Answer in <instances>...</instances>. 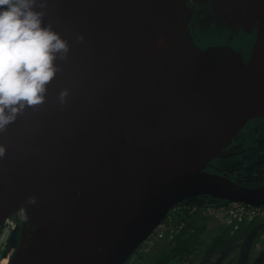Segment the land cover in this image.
<instances>
[{
    "label": "water",
    "instance_id": "water-1",
    "mask_svg": "<svg viewBox=\"0 0 264 264\" xmlns=\"http://www.w3.org/2000/svg\"><path fill=\"white\" fill-rule=\"evenodd\" d=\"M158 0H45V25L71 40L120 14L122 47L89 61H57L60 71L35 112L76 158L73 200L65 214L59 194L37 177L30 158L11 179L0 161V223L19 207L34 227L8 264H125L168 211L187 198L208 196L264 206V184L249 186L205 169L264 104V23H255L252 53L204 45L180 15L164 30ZM189 4V1L187 2ZM189 10V9H188ZM187 67L178 81L153 82V60ZM145 81L135 97L114 96L132 77ZM69 90L61 105L58 94ZM7 131L0 133V143ZM50 137L46 138L47 141ZM56 169L45 180L55 181ZM23 221V231L26 221Z\"/></svg>",
    "mask_w": 264,
    "mask_h": 264
},
{
    "label": "bare ground",
    "instance_id": "bare-ground-1",
    "mask_svg": "<svg viewBox=\"0 0 264 264\" xmlns=\"http://www.w3.org/2000/svg\"><path fill=\"white\" fill-rule=\"evenodd\" d=\"M215 1L228 10V19L232 24L244 30H252L258 21L264 23V0ZM187 2L188 0L157 1L156 17L164 30L173 32L176 29L177 22L175 24L171 22L175 15L177 17L180 15L179 21L183 27L187 26L189 16ZM80 36H83V40L78 39ZM124 39V25L120 14L117 13L75 36L70 42L66 61H89L106 52L119 50ZM180 65L153 60L151 63L153 82L166 86L178 81L187 71V67ZM144 90L145 81L140 76H135L116 88V93L113 95L135 97L142 94ZM48 137L50 138L47 141ZM53 137H55L53 130L45 126L35 110L28 108L17 117L9 130L4 141L6 155L0 157V161L7 175L19 181L20 166L25 158H30L32 170L43 182V188L48 189L49 198L52 199L55 194H59L62 209L65 214H68L73 200L76 158L73 149L62 137L58 138L52 146ZM54 168L56 169L55 181L48 187L44 182ZM7 263V260H4L1 264Z\"/></svg>",
    "mask_w": 264,
    "mask_h": 264
},
{
    "label": "clouds",
    "instance_id": "clouds-1",
    "mask_svg": "<svg viewBox=\"0 0 264 264\" xmlns=\"http://www.w3.org/2000/svg\"><path fill=\"white\" fill-rule=\"evenodd\" d=\"M45 7V0H0V133L26 109L45 103L60 71L57 61L68 57L67 39L44 23ZM68 96L67 88L59 92L61 105ZM5 155L0 143V157Z\"/></svg>",
    "mask_w": 264,
    "mask_h": 264
},
{
    "label": "rangeland",
    "instance_id": "rangeland-1",
    "mask_svg": "<svg viewBox=\"0 0 264 264\" xmlns=\"http://www.w3.org/2000/svg\"><path fill=\"white\" fill-rule=\"evenodd\" d=\"M191 1L203 4L208 0ZM210 2V6L216 12H219L218 8H222L228 19V10L213 1ZM201 10L193 8L191 15L193 29L205 36L206 39L211 37L210 40H213L216 36L224 35V29L212 21L211 11H207L203 7ZM244 159L236 155L235 157L231 156L223 163L221 162L220 166L224 169L240 167ZM250 179L253 178H249V180L239 178L242 184L256 186L252 185L254 181ZM186 205L190 206V210L195 209L196 213L187 217L185 214L184 217H180L179 214L177 222L182 219L186 220L184 232H196L193 242L197 246L199 256L192 264H264V212L234 228L225 224L220 213L202 212L203 207L212 205V200L207 196L188 198L181 203V206L185 207ZM174 218V215L169 214L159 227L161 232L164 230L166 233L163 240L144 242L127 264H161V261L157 258L169 243V233L174 232L167 230L168 224L176 221ZM161 232L159 231L158 234ZM9 238L6 241V243L9 242L6 246L9 251L6 250L0 257V264L4 260L8 262L13 254L15 243L19 241V232L15 234L12 240L9 241Z\"/></svg>",
    "mask_w": 264,
    "mask_h": 264
},
{
    "label": "flooded vegetation",
    "instance_id": "flooded-vegetation-1",
    "mask_svg": "<svg viewBox=\"0 0 264 264\" xmlns=\"http://www.w3.org/2000/svg\"><path fill=\"white\" fill-rule=\"evenodd\" d=\"M188 1H189L188 24L191 27V29L197 33L202 43L204 45L233 46L237 50H243L245 54V60L247 62L253 51L252 45H253V39L255 38V28H253L252 30H244L243 28L230 23L231 21L227 19L226 15L224 14V10L222 8H218L219 12H216L212 9L211 6H209L211 4L210 1L217 3V1L215 0H208L206 3L200 5H197L198 2L194 3V1L191 0ZM202 7L207 11L208 10L211 11L212 21H214L218 26H221L224 29V35L216 36L213 40L210 39L208 40L205 38V36L201 35V33H198L195 29H193L192 21H191V15L193 10L192 8H194L195 10L202 11L201 10ZM235 155L245 158L240 167L224 169L220 166L221 162L223 163L225 160L229 159V157L231 156L235 157ZM211 165L213 166L212 168L206 167L205 169L222 173L237 182L239 181V183H241L239 178L242 179L247 178L248 180L249 178H253L250 179L254 181L252 185L257 186L264 184V104L261 107H259L257 113L254 116H252L244 124V126L241 129H239L229 139V141L226 143L222 151L211 160ZM183 201L173 206L168 211V213L164 218L166 220L169 214L176 216L174 218V220H176L174 224L175 225L174 232L171 234V237L172 235H174V233H176L180 229L182 231H184L185 229L184 227H182V225L176 224L177 216L179 215V212H182L184 214L183 209L187 210L188 212L186 213V216H192L196 213V210H190V206L188 205H186L184 208L183 207L180 208L181 203ZM23 209L26 212V208L24 206ZM15 212H13L12 215H14ZM25 219L27 218L24 217L22 220H20L17 223L15 229L13 230L10 236L11 238H9V241L12 240L15 234L19 232V241L15 243V249L22 240V238L25 241L28 239L29 232L35 225L33 224L34 216H29V218L26 221V229L25 231H23V221ZM164 219L163 221H165ZM165 234L166 233L164 232V230L158 234L155 228L154 231L150 234V236L134 250V252L131 254V256L129 257V259L125 264H127L129 260L132 259L133 256H135V254L137 253V251L140 249V247L144 242L149 243V242H156L163 240ZM6 246H8V243H6L3 249L0 250L1 253L0 257L6 252V250L9 251V249H7Z\"/></svg>",
    "mask_w": 264,
    "mask_h": 264
},
{
    "label": "built area",
    "instance_id": "built-area-1",
    "mask_svg": "<svg viewBox=\"0 0 264 264\" xmlns=\"http://www.w3.org/2000/svg\"><path fill=\"white\" fill-rule=\"evenodd\" d=\"M181 207L184 208V206H180V208ZM202 212L220 213L225 224L237 228L240 224L248 222L252 220L256 215L263 213L264 206L251 205L232 200H224L222 202L203 207ZM25 215L26 212L24 211L23 207H21L16 210L14 215H8L2 220V222L0 223V250L3 249V247L6 245V241L11 236L17 223L22 220ZM35 222L36 220L34 219L33 224H35ZM163 222L164 221L162 220L156 227L157 233L159 231L161 232V230H159V227L163 224ZM172 222L168 224L167 230H172L173 232L175 221ZM171 234L172 233L170 232V237Z\"/></svg>",
    "mask_w": 264,
    "mask_h": 264
},
{
    "label": "trees",
    "instance_id": "trees-1",
    "mask_svg": "<svg viewBox=\"0 0 264 264\" xmlns=\"http://www.w3.org/2000/svg\"><path fill=\"white\" fill-rule=\"evenodd\" d=\"M198 5V4H197ZM200 5V3H199ZM212 204L219 203L224 200L212 199ZM184 214L188 212L183 209ZM180 217H184L183 213H179ZM187 217V216H186ZM186 220H179L176 224L185 226ZM174 231V228H173ZM196 232H184L181 229L174 233L166 249L163 250L158 256L157 260L161 261V264H192L199 256L197 253V246L194 244L193 240L195 238Z\"/></svg>",
    "mask_w": 264,
    "mask_h": 264
}]
</instances>
